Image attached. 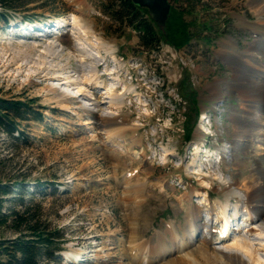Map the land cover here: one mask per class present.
Here are the masks:
<instances>
[{"label":"rangeland","instance_id":"obj_1","mask_svg":"<svg viewBox=\"0 0 264 264\" xmlns=\"http://www.w3.org/2000/svg\"><path fill=\"white\" fill-rule=\"evenodd\" d=\"M251 1L200 0L194 9L183 4L185 20L195 34L191 44L175 49L162 42L151 52L140 46L136 31L107 14L108 0H16L17 8L5 12L8 18L0 21V98L35 99L43 120L20 123V133L13 137L0 134V184L13 192L7 212L14 210L49 230H61L67 239L56 258H43L41 264H135L123 256L132 224L141 230L143 241H156L170 225L181 236L187 205L181 200L186 192H200L193 197L200 209V223L207 222L219 231L220 204L230 201L232 208L242 192L224 191L218 179L210 178L222 173L230 183H242L253 179L257 167L264 169V138L243 140L229 152L235 122H253L247 102L233 87L236 66L264 65V55L250 50L264 38V13L262 17L257 14ZM169 3L173 8L182 6L176 0ZM55 18L65 25L60 37L32 40L12 36L13 32L22 35L16 32L19 28L35 32L43 21L55 22ZM76 21L89 31V37L82 36L84 41L91 38L100 44V59L97 47L78 41ZM204 24L211 26L212 34L203 32ZM49 42L56 44L58 58L44 51ZM27 44L38 48L27 60L16 54L13 61L14 53H23ZM78 50L94 58L84 59V63L92 61L99 66V80L105 81L102 87L106 88L111 78L106 69L126 71L117 90L126 105L119 121L138 126L135 133L125 135L126 140L141 138L147 156L153 158H128L126 147L112 154L102 138L92 139V127L97 128L98 122L85 124L89 116L79 109L86 107L89 90L73 98V110H63L51 99L54 94L48 92L49 87L71 95L82 83L79 61L83 53ZM38 55L46 58L48 67L39 69L31 62ZM94 95V103L103 101L97 90ZM214 104L221 109L216 120L197 122L199 113ZM102 106L91 116L104 113L106 106ZM77 112L84 115L83 121L77 119ZM224 149L226 155L221 152ZM165 150L171 156L163 164ZM193 162L200 171L194 172ZM161 177L165 178V190L152 186ZM18 184L21 190L15 192ZM208 194L214 209L206 202ZM244 214L243 210L241 221ZM238 227L235 223L226 244L237 238ZM204 234L208 240L218 236L203 230L196 247L203 246ZM17 235L11 227H0V241ZM238 254L250 262L244 253Z\"/></svg>","mask_w":264,"mask_h":264},{"label":"bare ground","instance_id":"obj_2","mask_svg":"<svg viewBox=\"0 0 264 264\" xmlns=\"http://www.w3.org/2000/svg\"><path fill=\"white\" fill-rule=\"evenodd\" d=\"M251 4L256 9V13L262 17L264 13V0H252ZM76 28L78 30V33H80L78 41L84 45H88L90 48L97 47L96 51L98 55L96 57L100 59V44L92 42L91 38H87L85 41L83 40L82 36L89 37V31L87 28L83 27L79 21H76ZM6 38L8 37H5V39ZM23 39L35 40L36 38L34 39V37H23ZM262 40V42L259 41L255 42L254 44L252 43L253 46L250 50L253 52L257 50L260 54L264 55V38ZM45 45L46 46L44 47V51L46 52V54L55 56L56 58H58L57 56H60L59 50L57 49V47H55L56 44H54V42H49ZM24 47L25 49L23 50V53H21L20 50L19 52L14 53V55L12 56L13 61H15L16 54L18 57L22 56L20 57L22 58L21 60H27V57H29V53L32 52L36 45L34 44L32 46H29L27 44ZM36 48H38V46ZM78 51L80 53H83L80 56L79 61L82 68V83L79 85V87H77V91L72 93L73 95L58 93L55 87H49V91H47L54 94L53 98L51 99H53L61 109L69 110L73 108L71 107L72 100H74L73 98H76L78 95L82 94V91L89 90L88 92L90 93V96H87L86 98V107L79 106V109L85 112V114L87 113L89 118L87 117L86 119H84V115H81L78 112L76 113V116H78L77 119H84V121L82 119L81 120L83 122L86 121L85 124H92L93 122L95 125V122H98L97 125L101 126H97V128L92 127V139L98 140L99 138H102L104 144L106 145V148L113 151L112 154L115 152L118 153L119 151H123L124 147H126V153L124 152V154H126L128 158H133V156H136V158H140L141 156H144V158L147 157L141 138H139L138 140L133 138L126 140L125 137V135L130 131H133V133H135L138 129V126L128 125L123 121H119L121 120L120 111L122 110V108H124V106H126L124 103L125 98L123 99L124 96L122 97V94H119V92L117 91L119 89L118 83L122 82V78L120 77V75H118L115 69H106L105 73L111 76L110 82L105 83V85L107 86L106 88L101 87V85L104 86V84H102L101 82L105 81L99 80L102 74L99 70V66H97L92 61L88 62V64L84 63V59L85 61H89L90 59L93 60L94 58H92L86 51ZM46 54H44V56ZM253 57L255 58V56L252 54V59ZM46 61V58L38 55L37 59H32L31 62L40 69L48 64ZM102 64L103 63H101V65ZM258 65L251 66V63H247L245 64V66H236V74L233 87L237 88V90L241 92V99L243 100V102H247V105L249 107V110L247 112L249 116L251 115L253 122H235V132L233 134V140L231 141L232 144L230 146L229 152L234 150L235 148H239L240 143L243 140L264 138V65L263 68L261 67V63ZM261 68L263 69V71ZM108 83L110 85H108ZM90 85H93V88H89ZM94 88H98L99 90L103 88V90L98 91L100 94H102L103 101H100L97 104L93 101V97H95V95L94 92L91 91ZM123 88L125 91H127L125 86ZM99 105L106 106V111H103L104 113H101L99 115L97 114V116H91V114L97 112L95 110H97L96 108ZM99 128L101 130L100 132H98V130H94ZM199 130L201 131V133H204L205 131L202 129ZM99 135H102L103 137H100ZM103 141L101 140L102 143ZM135 146H139V149L136 150ZM221 152L223 153V155H226L225 149L221 150ZM119 155H117V157ZM169 156H171V153L168 150H165L163 164H166V160ZM191 166H193L194 172L197 170L200 171V168L196 167L195 162H193ZM254 171L255 176L253 177V179H249L242 183H230L222 173H218L217 175L215 174L213 178H210L211 180L218 179L221 182V185L224 187V191L238 189L242 192V195L239 194V196L236 198V204L232 208H230L229 206L230 201L226 202L225 204H220V209L222 210V219L226 221L228 220L227 223H230L232 220L230 219L231 217L228 216V211L230 212L231 210H233V208H235L236 211V213H234V219H236L235 214H241L243 210L245 213L243 217V225L238 227V236L231 245H228L226 243H228V241L230 240V237L232 236V232H234V230H228V224H226L222 231H218L216 227L210 225L207 222L200 223V209L193 202V197L200 196V192L195 191L196 195L192 194L191 192H186L181 200L182 203L185 201L187 203L185 207L186 220L182 225L183 227L180 228L182 231L181 236L177 234L176 227H174V225H170L168 227V230H165L163 234L160 233L156 241H143L140 235L141 230H139L135 224H132L128 236V242L123 249V256L128 260L134 261L135 264H264V169L260 168L259 166ZM131 175L132 173L130 174V176ZM139 177L137 176V178ZM164 179V177L157 179L156 182L152 184V186H158L161 188V190H165L166 186ZM209 200L210 195L208 194L206 202H209V206H212L211 209H214L215 205L213 203L211 204ZM203 230L207 233H210L211 235L217 233L218 236L208 240V236H205L204 234L203 246L196 247V242H198L199 234ZM244 231L247 232L244 233ZM217 245H222V247H217ZM239 251L240 253H244V255H246L250 262L246 261L241 255H239Z\"/></svg>","mask_w":264,"mask_h":264},{"label":"trees","instance_id":"obj_3","mask_svg":"<svg viewBox=\"0 0 264 264\" xmlns=\"http://www.w3.org/2000/svg\"><path fill=\"white\" fill-rule=\"evenodd\" d=\"M180 8H173L160 29L147 9L141 8L131 0H108L107 14L116 22L132 28L139 34L140 46L146 51L159 49L162 42L175 49L189 46L195 37L191 23L185 20V10L194 9L200 0H176ZM16 0H0V21H5L8 10L17 8ZM183 4L185 5L184 8ZM203 32L213 33L211 26L204 24ZM35 99L26 101L0 98V134L13 137L19 134V124L31 119L42 121V112L35 108ZM21 190L20 184L15 192ZM13 193L8 186L0 184V227H11L18 235L11 240L0 241V264H41V260L53 259L64 250L67 239L61 230H49L39 222L20 215L16 211H6L9 195ZM18 198V197H15Z\"/></svg>","mask_w":264,"mask_h":264},{"label":"water","instance_id":"obj_4","mask_svg":"<svg viewBox=\"0 0 264 264\" xmlns=\"http://www.w3.org/2000/svg\"><path fill=\"white\" fill-rule=\"evenodd\" d=\"M141 8L147 9L150 17L157 23L160 29L165 28L166 21L171 11L168 0H131Z\"/></svg>","mask_w":264,"mask_h":264}]
</instances>
